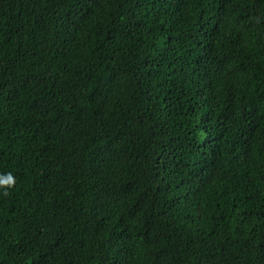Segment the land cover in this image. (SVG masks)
<instances>
[{
  "label": "trees",
  "instance_id": "16d2710c",
  "mask_svg": "<svg viewBox=\"0 0 264 264\" xmlns=\"http://www.w3.org/2000/svg\"><path fill=\"white\" fill-rule=\"evenodd\" d=\"M0 264H264V0H0Z\"/></svg>",
  "mask_w": 264,
  "mask_h": 264
},
{
  "label": "clouds",
  "instance_id": "9594fccd",
  "mask_svg": "<svg viewBox=\"0 0 264 264\" xmlns=\"http://www.w3.org/2000/svg\"><path fill=\"white\" fill-rule=\"evenodd\" d=\"M4 184L7 185V187L3 189L6 192L8 188H11L14 185V177L11 174H8Z\"/></svg>",
  "mask_w": 264,
  "mask_h": 264
}]
</instances>
